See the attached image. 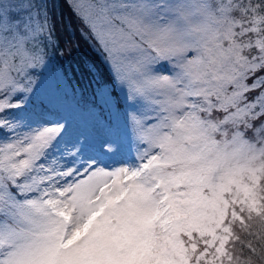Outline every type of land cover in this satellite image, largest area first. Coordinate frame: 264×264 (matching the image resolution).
I'll list each match as a JSON object with an SVG mask.
<instances>
[{"label": "snow or ice", "instance_id": "obj_1", "mask_svg": "<svg viewBox=\"0 0 264 264\" xmlns=\"http://www.w3.org/2000/svg\"><path fill=\"white\" fill-rule=\"evenodd\" d=\"M57 2L0 0V264H264V0H59L127 147L36 79Z\"/></svg>", "mask_w": 264, "mask_h": 264}, {"label": "rangeland", "instance_id": "obj_2", "mask_svg": "<svg viewBox=\"0 0 264 264\" xmlns=\"http://www.w3.org/2000/svg\"><path fill=\"white\" fill-rule=\"evenodd\" d=\"M59 3L60 2L58 0L54 7L56 12L59 10ZM75 25L79 31H83V37L89 45L91 58L86 63L91 62L92 64H95L98 71L103 70L102 74H105L101 58L98 56L96 51L93 50V41L91 40L89 33L78 20ZM55 42L57 43L56 35ZM52 52L56 57V49H53ZM49 56L50 62L47 63L46 67L36 70V79L43 85L44 90L47 93H55L62 98L64 108L72 111L78 130L89 134L94 139H98L102 135H107L110 138L120 141L125 145V147H127L130 133L126 123L125 112L130 111L131 109L129 104L124 101V94L121 93L120 96V102L124 104L123 109H118L115 101H113L111 105H104L103 108L105 111L101 110L99 107L102 101L96 102V104L95 101L90 100L86 103V105L84 103H79L84 100L82 94H87L84 90L85 88L83 89L77 83L71 84L68 75L60 64L65 59L63 56L56 62L51 59L50 54ZM70 57L74 62V65H76V61L72 58V56ZM65 64L69 65L71 64V61L67 58L65 59ZM88 95L94 98L93 91H91V94ZM91 103L98 105V107H94L96 106L94 104L92 106ZM97 111H101L104 114V117L98 116Z\"/></svg>", "mask_w": 264, "mask_h": 264}, {"label": "trees", "instance_id": "obj_3", "mask_svg": "<svg viewBox=\"0 0 264 264\" xmlns=\"http://www.w3.org/2000/svg\"><path fill=\"white\" fill-rule=\"evenodd\" d=\"M54 15L57 27L55 35L59 47L56 49V57L55 54L50 51L49 54L51 55V59L56 62L62 56L65 59L68 58L69 61H71V64L66 65L64 59V61L60 63L61 67L68 75L71 84H79L80 87H82L83 89L85 88L84 90L87 93L82 94L84 100L79 103H84L86 105V103H88L90 100L95 101L96 103L97 101L95 100V98L88 95L91 94L93 88L89 85L88 77H86L82 72L84 65L92 64L91 62L86 63L91 58V52L89 51V45L87 41L83 37V31H79V29L75 25V23L77 22V18L72 14L67 4H63L61 2L59 3V10L57 12L55 11ZM85 30L87 31V29ZM59 52H64L65 54L59 55L57 54ZM70 56H72V58L76 61V65H74V62L72 61ZM102 73L103 70L98 71L99 75H102ZM103 111H105L104 108Z\"/></svg>", "mask_w": 264, "mask_h": 264}]
</instances>
